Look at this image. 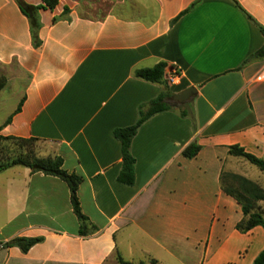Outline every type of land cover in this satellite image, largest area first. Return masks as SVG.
Segmentation results:
<instances>
[{"label": "crops", "instance_id": "obj_1", "mask_svg": "<svg viewBox=\"0 0 264 264\" xmlns=\"http://www.w3.org/2000/svg\"><path fill=\"white\" fill-rule=\"evenodd\" d=\"M196 1L60 0L38 11L36 43L18 1L0 0V94L12 86L0 96V134L38 139L39 157H61L81 176L89 219L80 234L61 178L25 166L0 171V264H119L118 252L134 264H254L264 228H236L242 206L221 176L247 177L232 145L264 158V60L245 63L264 46L256 24L264 27V0H202L180 17ZM162 61L182 68L176 84L136 77ZM189 87L197 94L176 102ZM164 89L174 109L140 127L136 181L122 184L114 130L133 125L139 106ZM194 142L201 149L186 158ZM19 237L42 240L27 252L6 246Z\"/></svg>", "mask_w": 264, "mask_h": 264}, {"label": "trees", "instance_id": "obj_2", "mask_svg": "<svg viewBox=\"0 0 264 264\" xmlns=\"http://www.w3.org/2000/svg\"><path fill=\"white\" fill-rule=\"evenodd\" d=\"M24 14L28 16L31 23V30L34 40L38 41V30L41 27V22L39 19L38 11L40 9H54L60 0H43V3L37 6H31L25 4L22 0H17ZM202 0H197L191 7H189L186 11H184L182 15L189 12L193 8H195ZM234 2L240 7V5L234 0ZM180 17L176 18L174 21L176 22ZM249 18L252 17L249 15ZM253 20V19H252ZM264 34V27L258 23H256ZM252 60H264V46L261 47L256 52L252 53L245 63H248ZM168 64L166 62H159L153 67L148 68H139L135 71V75L138 78L143 80L159 83L165 85L168 88ZM4 86V81L0 83V88ZM172 94L168 92L167 89H164L160 94L153 100L144 103L139 106L138 109V119L137 121L130 126L126 127H118L114 130L115 137L121 142L122 147V169L118 176V181L122 184L132 186L136 181V159L131 152V145L134 137L138 133L140 127L150 118L155 116L156 114L170 111L174 109L175 102H168V98H171ZM21 107L19 106L18 110ZM182 117H188L194 122V129L196 128L195 119L190 112L182 111L180 113ZM10 122V119L7 120ZM1 130V129H0ZM0 140H13L17 142H38L36 138H17L12 136H4L0 134ZM201 149V146L197 143L190 144L184 151L183 155L186 158L192 159L197 156ZM229 152L231 155L240 156L245 158L247 161L252 164L258 166L261 170L264 171V158H259L256 155L247 152L243 147L238 145H232L229 147ZM13 166H25L29 167L32 172H43L48 175H53L61 178L66 181L71 190V201L73 205V209L75 214L78 216L81 228L80 234H87L88 231V218L83 214L80 201L78 199L77 191L82 183V177L69 173L63 167V159L61 157H47L41 158L37 155V151H26L19 152L16 157L11 159L10 161L1 162L0 163V171L6 170ZM221 183L224 191L234 197L242 206V211L244 214L243 219L237 223L236 228L242 232L246 233L253 229L256 226H262L264 228V204L259 205L258 203L264 201V189L257 184L256 182L250 180L249 178L231 173L224 172L221 176ZM41 238H32V237H19L16 238L9 243H6V246H18L24 252L30 250L35 244L40 242ZM117 260L119 264H134L130 261L125 260L122 255L117 253ZM153 264L156 263V260L152 261ZM144 264V263H142ZM254 264H264V249L255 259Z\"/></svg>", "mask_w": 264, "mask_h": 264}, {"label": "rangeland", "instance_id": "obj_3", "mask_svg": "<svg viewBox=\"0 0 264 264\" xmlns=\"http://www.w3.org/2000/svg\"><path fill=\"white\" fill-rule=\"evenodd\" d=\"M11 85L8 86L1 94V97L8 96L11 92ZM40 147V144L38 142H17L13 140H0V163L10 161L14 157L17 156V154L21 151L28 152V151H37ZM244 167H243V173L246 174V176L258 183H260L262 186H264V171L261 170L258 166L252 164L251 162L247 160H243Z\"/></svg>", "mask_w": 264, "mask_h": 264}, {"label": "water", "instance_id": "obj_4", "mask_svg": "<svg viewBox=\"0 0 264 264\" xmlns=\"http://www.w3.org/2000/svg\"><path fill=\"white\" fill-rule=\"evenodd\" d=\"M198 92V89L196 87H189L179 93H177L174 96V100L176 102H185L189 99H191L192 97H194Z\"/></svg>", "mask_w": 264, "mask_h": 264}, {"label": "built area", "instance_id": "obj_5", "mask_svg": "<svg viewBox=\"0 0 264 264\" xmlns=\"http://www.w3.org/2000/svg\"><path fill=\"white\" fill-rule=\"evenodd\" d=\"M182 68L181 67H172L169 71H168V83L170 85L176 84L179 79L182 76ZM4 245H1V247H3Z\"/></svg>", "mask_w": 264, "mask_h": 264}]
</instances>
